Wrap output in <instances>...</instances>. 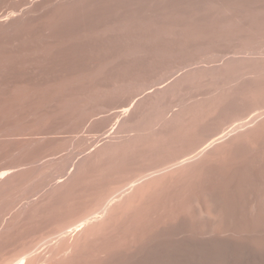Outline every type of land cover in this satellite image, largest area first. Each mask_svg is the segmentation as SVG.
Segmentation results:
<instances>
[{
    "label": "bare ground",
    "instance_id": "bare-ground-1",
    "mask_svg": "<svg viewBox=\"0 0 264 264\" xmlns=\"http://www.w3.org/2000/svg\"><path fill=\"white\" fill-rule=\"evenodd\" d=\"M6 87L0 264H264V0H0Z\"/></svg>",
    "mask_w": 264,
    "mask_h": 264
},
{
    "label": "rangeland",
    "instance_id": "rangeland-1",
    "mask_svg": "<svg viewBox=\"0 0 264 264\" xmlns=\"http://www.w3.org/2000/svg\"><path fill=\"white\" fill-rule=\"evenodd\" d=\"M13 90H14L13 87H6V88H4L3 90L0 91V98H1L0 99V103H2V105L9 104L14 99V98H12V94L14 92ZM64 135L65 134L63 133V136ZM52 145H53V142L51 140H49V141L42 142V143H40L38 145H35L34 148L40 150V149L49 148Z\"/></svg>",
    "mask_w": 264,
    "mask_h": 264
}]
</instances>
